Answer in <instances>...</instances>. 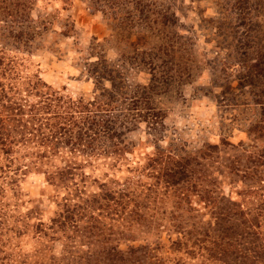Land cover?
Returning a JSON list of instances; mask_svg holds the SVG:
<instances>
[{
  "label": "rangeland",
  "instance_id": "obj_1",
  "mask_svg": "<svg viewBox=\"0 0 264 264\" xmlns=\"http://www.w3.org/2000/svg\"><path fill=\"white\" fill-rule=\"evenodd\" d=\"M0 20V105L27 102L1 125L0 264H264V0H0ZM228 202L247 216L221 255Z\"/></svg>",
  "mask_w": 264,
  "mask_h": 264
},
{
  "label": "trees",
  "instance_id": "obj_2",
  "mask_svg": "<svg viewBox=\"0 0 264 264\" xmlns=\"http://www.w3.org/2000/svg\"><path fill=\"white\" fill-rule=\"evenodd\" d=\"M2 17V16H1ZM3 19V17H2ZM1 21V20H0ZM6 23V21H2V23ZM0 29H1V26H0ZM1 35V34H0ZM1 43V42H0ZM1 49L4 50V48L0 47ZM6 62V63H5ZM11 63H13V59H9V58H2L0 57V69L3 68V66H6L8 67L9 65H11ZM3 94H5L3 91L0 92V97H3ZM4 99L6 98L5 96L3 97ZM24 103V104H23ZM22 103V101H18L17 103L15 104H10L11 106H4V104L0 105V131H2L1 129H4L7 130V128H3L1 127V125L5 124L6 122H9V115H11L12 113V110L16 111L17 109L20 110L21 108H25L26 107V101H24ZM12 106H15V107H18L17 109H12L11 107ZM58 119V116L52 118V119H49V118H46V121H54ZM47 124V123H46ZM45 124V125H46ZM54 129H55V126H53ZM61 130V129H60ZM1 141V140H0ZM5 141L6 140H3L1 141V146H3L5 144ZM185 166L184 164L180 165V164H177L176 167H174L172 170L171 173H167L166 175V180H165V183L168 185V186H178L180 183L184 182V180L187 178V172H185ZM228 211L225 210L223 212V218H229L230 220L223 224H218L217 223V230H216V233L218 235H216L214 241L216 243H213L214 246L217 248L218 251L221 250L220 254L221 255H226L229 251H232L234 254V252L236 251L237 249V246H239L238 244H236V242L233 240L235 238L234 236V229L236 228L235 226L237 225H234V223H231L230 221H232V217H234L235 219H242L244 216H247V214L244 212V211H238V209H236V206L235 204L233 203H229L228 202ZM234 209L236 210L234 213L231 214L230 212V209ZM261 210H264V205L262 206V209ZM260 215V214H259ZM259 215H256V216H253V219H249L247 220V224L250 225V226H253V225H256L257 226H260L259 223L257 221H259L258 219H260V216ZM233 219V220H235ZM245 221L243 223H240V224H243L244 225ZM254 223V224H253ZM248 226L247 229L248 230H251V227ZM251 233H247V234H244L245 236L247 235V237L250 235ZM204 236H202L201 238L203 239L204 237H208L207 233H204L203 234ZM221 236L223 238H221ZM226 236V238H225ZM241 237V236H240ZM244 237V236H243ZM243 237H241V239L243 240ZM200 238V239H201ZM201 239V240H202ZM226 239V241H224ZM200 240V243L202 242ZM207 240H205L204 242H206ZM218 241V242H217ZM199 242V241H198ZM197 242L195 243H191V245L188 244V241L185 242V244L183 246H189V248H192V246L196 245ZM181 245V244H180ZM242 245V244H240ZM254 248V251L257 249L256 247H253ZM228 251V252H227ZM259 251V249H258ZM257 253V252H256ZM259 253V252H258ZM260 254V253H259Z\"/></svg>",
  "mask_w": 264,
  "mask_h": 264
}]
</instances>
